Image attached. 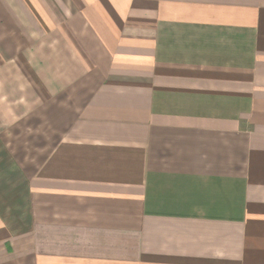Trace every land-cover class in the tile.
I'll use <instances>...</instances> for the list:
<instances>
[{"label": "crops", "instance_id": "0c3cea01", "mask_svg": "<svg viewBox=\"0 0 264 264\" xmlns=\"http://www.w3.org/2000/svg\"><path fill=\"white\" fill-rule=\"evenodd\" d=\"M0 264H264V0H0Z\"/></svg>", "mask_w": 264, "mask_h": 264}]
</instances>
